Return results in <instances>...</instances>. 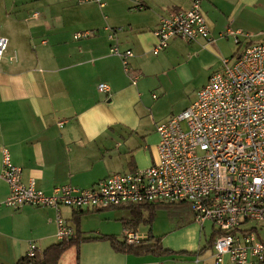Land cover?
Returning <instances> with one entry per match:
<instances>
[{"label": "crops", "instance_id": "0c3cea01", "mask_svg": "<svg viewBox=\"0 0 264 264\" xmlns=\"http://www.w3.org/2000/svg\"><path fill=\"white\" fill-rule=\"evenodd\" d=\"M103 1L104 7L79 0H0V36L9 40L0 61V172L7 148L13 164L23 170V181L34 178L47 193L61 184L88 188L108 175L155 163L160 140L157 126L192 104L213 70H220L222 60L231 57L224 48L231 37L223 33L228 28L242 30L238 26L243 19L264 24V0H203L202 13L214 41L173 39L156 52L161 19L172 10L190 7L192 0H141L143 9L133 0ZM107 27L121 28L115 40L109 39ZM83 31L93 34L74 37ZM115 44L134 52L128 66L111 53ZM202 70L201 88L196 86L182 105L172 104L169 114L159 116L165 100L176 101L170 95L195 82ZM103 82L110 86L109 93L99 90ZM9 193L0 177V264H16L27 255L30 243L43 254L60 242L54 208L15 210L3 203ZM164 204H173L178 213L190 209L186 203ZM104 209L63 206L60 211L75 231V213L86 212L81 216L85 237L114 235L123 241L119 233L133 218L130 210L132 216L122 217L118 229L110 224L117 220L108 216L88 227L87 213L115 210ZM156 212L150 223V212L145 210L137 226L150 236L142 245H152L160 237L163 248L173 254L119 253L109 240L97 239L76 248L78 264H215L213 246L202 254L179 253L202 248L194 242L197 237L201 240L205 227L194 216L159 233ZM174 239L181 245L176 246Z\"/></svg>", "mask_w": 264, "mask_h": 264}, {"label": "built area", "instance_id": "2783aa9c", "mask_svg": "<svg viewBox=\"0 0 264 264\" xmlns=\"http://www.w3.org/2000/svg\"><path fill=\"white\" fill-rule=\"evenodd\" d=\"M143 9L141 0H133ZM203 0H192L188 8L170 11L156 30L154 50L166 49L173 39L213 42L211 29L202 13ZM97 3L103 0H79ZM115 40L121 28L107 27ZM91 31L75 33L80 39ZM224 37L241 44L242 30L228 28ZM9 46L0 36V61ZM111 53L125 66L134 56L117 44ZM99 90L110 92L107 83ZM158 160L151 166L108 175L88 188L73 184L56 185L50 193L31 178L23 181V170L13 164L3 149L0 177L10 193L4 204L15 210L24 206L52 207L56 210L59 241L70 239L75 229L62 216L61 208L103 209L128 204L186 203L195 221L204 228L207 221L221 232L214 249V263L264 264V43L244 47L234 61L222 60V69L212 73L199 90L197 99L181 113L157 126ZM149 234L125 225L123 242L144 244ZM37 245L30 243L27 255L34 257Z\"/></svg>", "mask_w": 264, "mask_h": 264}, {"label": "rangeland", "instance_id": "374dc122", "mask_svg": "<svg viewBox=\"0 0 264 264\" xmlns=\"http://www.w3.org/2000/svg\"><path fill=\"white\" fill-rule=\"evenodd\" d=\"M243 22H244L243 25L238 26V27L242 28V30L244 31V34L248 35V36L247 37H243V36L241 37V44L240 45L235 44L233 38L231 37V40H226L227 42L224 46V48L229 53H232L231 57H230L231 61H234V59H236L238 57V55L240 54V52H242V50L244 49V47L247 45L248 42L249 43H255V44L264 43V24L261 22L260 23H251V22L246 21L245 19H243ZM221 69L222 68H220V70ZM214 71L215 70H213V72ZM200 74L202 76L199 75V78H197L195 80V82H192L188 85H185L184 88H177L174 91L173 95H170V96L174 97L176 99V101H169L168 99L165 100L164 106L161 109H159V116H164V115L169 114L171 112V109H172V104H174L177 107L182 105V103H184L186 101V99H188L195 92L194 89H196V86L200 85V80L202 81V79L204 77L203 76L204 71L202 70ZM199 88H201V86H199ZM198 89H197V91H198ZM179 113H181V112L171 114L169 116V118L166 117V120L163 122L170 120L173 116H175ZM176 210L177 209L175 207H172V208L159 209L156 212V215L158 214L157 223H159V233L166 231V229L173 227V226L174 227L175 226H181L183 224V222H182L183 220L187 222L189 219H191L194 216V214L192 213V211H190V209L188 210L187 208H185L183 213H181V212L178 213ZM143 212H145V209H143ZM102 214L103 215H101V213H87L84 217H87L88 227L89 228L94 227V225L98 223L99 217L104 218L105 216H108V217H110L111 220H114V219L117 220L116 222L113 221L110 224L114 229H118L119 224H122V222H123L121 219L122 217L128 218V217L132 216L130 214L129 209H126V208L110 210V211L103 212ZM146 215H148L147 212H146ZM121 228H122V226H121ZM123 229H124V227L122 228V231L120 230L121 234L119 233V236L121 237L122 240H123ZM212 232H213L212 222L207 221L206 225H205V229L202 230V232H201L202 235H200L201 240L198 242L199 239L197 237L195 239L194 244L200 243L202 245V247L206 246L208 240L210 239V236L212 235ZM173 241H174V244H176V246L181 245V244L178 245V243L176 242L175 239ZM179 253L182 254L184 252L180 251ZM186 254H189V253H186ZM77 257H78L77 249H76V247H73V248L69 249L63 255L62 261L60 262V264H78Z\"/></svg>", "mask_w": 264, "mask_h": 264}, {"label": "trees", "instance_id": "16d2710c", "mask_svg": "<svg viewBox=\"0 0 264 264\" xmlns=\"http://www.w3.org/2000/svg\"><path fill=\"white\" fill-rule=\"evenodd\" d=\"M250 44V43H248ZM247 44V45H248ZM174 207L173 204H164V203H146V204H128L124 206L118 207H109L110 209H120V208H127L131 211L133 218L127 222V226L137 228L139 223L143 221V209L148 210L150 212V217L148 218V222H153V217L155 212L158 209L163 208H172ZM105 208V209H109ZM104 209V210H105ZM85 211H77L75 215L76 217V224L77 230L76 234L70 238L55 244L50 245L47 249H45L43 254L37 253L34 257H30L28 255L20 258L16 264H59V260L63 256L65 252L69 249L76 247L79 248L80 244L84 241L90 240H109L112 247L115 251L125 254H134L137 256L141 255H170L174 252L172 250L164 249L162 246L161 238H156L154 244L152 245H139V246H131L127 245L123 241H120L118 237L114 235H100L97 237H85L83 235V231L81 229V216L84 215ZM221 235V232L215 229L210 236V239L207 242V245L202 247L195 253H189L191 255L194 254H202L205 250L209 247H212L217 239L218 236ZM187 253V252H184Z\"/></svg>", "mask_w": 264, "mask_h": 264}]
</instances>
